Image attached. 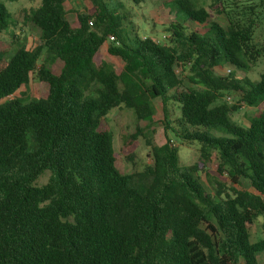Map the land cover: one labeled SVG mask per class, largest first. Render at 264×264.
Masks as SVG:
<instances>
[{"label": "trees", "instance_id": "16d2710c", "mask_svg": "<svg viewBox=\"0 0 264 264\" xmlns=\"http://www.w3.org/2000/svg\"><path fill=\"white\" fill-rule=\"evenodd\" d=\"M84 1L85 10H71L66 0H41L25 12L40 43L10 56L0 48V264H259L264 237L252 241L250 229L260 217L264 229V111L246 126L233 114L264 102V72L257 81L218 72L226 65L247 72L263 56L253 43L257 24L229 17L226 0H210L211 11L171 0L184 20L161 42L132 34L122 5ZM212 13L227 15L228 24ZM11 19L0 2V33ZM107 41L120 68L102 53ZM33 75L46 93L10 98ZM228 93L240 98L228 102ZM155 98L163 101L165 129L200 143L199 160L182 168L167 136L151 147L150 167L122 173L103 121L121 106L137 122L151 120ZM142 133L137 126L122 137L127 159ZM204 163L215 166V177L227 175V190L220 181L214 191L201 185ZM46 171L47 182L36 184Z\"/></svg>", "mask_w": 264, "mask_h": 264}, {"label": "rangeland", "instance_id": "374dc122", "mask_svg": "<svg viewBox=\"0 0 264 264\" xmlns=\"http://www.w3.org/2000/svg\"><path fill=\"white\" fill-rule=\"evenodd\" d=\"M111 7L118 8L122 5L123 9L118 8V11L123 13L129 12L127 25L129 31L137 33L140 37H150L156 41H165L169 32L167 28L171 26L174 21H183L184 15L177 16L176 9L172 8L169 3L171 0H144L140 4H135L132 0H106ZM12 12V19L7 31L0 33V48L7 51V56L14 53L16 49L25 46L29 49L34 48L40 43V29L25 17V12L37 7L41 4V0H0ZM197 7L210 8V0H194ZM66 5L71 10H85L90 4L84 0H66ZM229 11V17L234 20H239L240 23H248L253 20L257 25L254 26L253 43L256 49H264V0H226L225 4ZM250 6L253 10L250 11ZM74 14V13H73ZM211 20L220 23L222 26L228 24V16L223 14H211ZM192 29L197 25L193 23H186ZM208 26L202 25L201 30L206 31ZM133 36V35H132ZM109 41L105 42L102 53L105 59L114 67L120 68L118 59L109 54L108 47ZM255 63L249 64L247 72L235 69L231 65H226L218 72L222 74L228 73L229 69L235 72L237 77H249L252 81H257L260 75L264 72V51ZM40 65V64H39ZM62 63L59 61L54 66V71L60 70ZM46 89L41 85L39 79L33 75L30 82L23 85L12 97L23 98L29 101L30 97L44 95ZM240 98L237 93H228L225 95L224 100L228 102H235ZM0 102H3L1 100ZM154 114L151 120L136 121L133 112L124 107H116L109 112L103 121L102 127L110 130L114 136V148L118 153L116 167L122 173H136L142 172L153 163L151 158V147L153 145H161L166 142L167 136L172 139V144L178 148L180 157V166L191 165L199 160L200 157V143L197 141L185 143L177 138L172 131H167L164 125V111L163 101L161 98L153 100ZM170 117L174 120L173 126L180 130L181 124L179 104L171 100L167 104ZM264 111V102L255 107L244 105L240 110L233 114V119L243 126L247 125L248 118ZM139 126L143 133L139 136V145L134 152V157L129 160L122 153V137L129 133H134L136 127ZM189 128V127H188ZM192 129V128H190ZM194 129V128H193ZM210 134L221 135V131L209 129ZM214 165L204 163L203 168L199 171L200 183L207 190L214 191L217 187V181H220L227 190L229 181L227 175L215 177L213 175ZM50 172H44L36 184L42 185L49 179ZM242 188L254 191L253 187L247 179H242ZM263 218L260 217L258 221L251 227V239L256 241L264 237V229L262 227ZM259 264H264V252H259Z\"/></svg>", "mask_w": 264, "mask_h": 264}, {"label": "built area", "instance_id": "2783aa9c", "mask_svg": "<svg viewBox=\"0 0 264 264\" xmlns=\"http://www.w3.org/2000/svg\"><path fill=\"white\" fill-rule=\"evenodd\" d=\"M111 39H114V37H111ZM231 69H229L228 71H230Z\"/></svg>", "mask_w": 264, "mask_h": 264}]
</instances>
